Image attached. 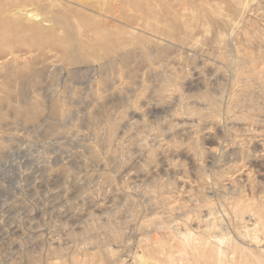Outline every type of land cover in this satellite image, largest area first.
Returning <instances> with one entry per match:
<instances>
[{
  "label": "rangeland",
  "instance_id": "1",
  "mask_svg": "<svg viewBox=\"0 0 264 264\" xmlns=\"http://www.w3.org/2000/svg\"><path fill=\"white\" fill-rule=\"evenodd\" d=\"M52 1L74 27L120 36L119 61L77 66L53 43L0 50L27 63L0 65V264H169L158 240L174 264H211L192 259L200 237L264 244V0L244 1L223 42L193 45L164 23L127 34L112 17L132 15L131 0L0 7ZM153 5L165 20L181 10Z\"/></svg>",
  "mask_w": 264,
  "mask_h": 264
},
{
  "label": "bare ground",
  "instance_id": "2",
  "mask_svg": "<svg viewBox=\"0 0 264 264\" xmlns=\"http://www.w3.org/2000/svg\"><path fill=\"white\" fill-rule=\"evenodd\" d=\"M244 1L245 0H179L181 10L173 13L169 20H165L164 16H167L166 13H161V11L158 13L159 11H155L153 0H131L127 5L131 6L133 14L130 16L123 15L122 13L114 14L112 19L117 22H122L123 19V22L130 27V29H126V33L129 35L135 33V25H151V27H153L158 26L159 23H164L167 24V26L165 29L161 28L159 30L160 34H164L181 43L193 45L196 41L193 39L196 34H209L210 32H212L214 40L221 43L225 40L224 36L226 35V29L231 25L239 9L244 5ZM223 3L225 4L224 8H222ZM53 5H55L53 1L51 3L46 2L42 5L41 12L33 13L31 11H23V15L17 14L16 12L9 15L10 11H8V13L7 8L0 7V50L11 49L14 43L21 44L30 42L40 49L45 43H50L51 46H53V44L58 46L64 61L77 66L87 64L96 67L98 63L102 64L103 60H107L108 58L112 63L119 59V46L122 41L120 36L109 33L105 27H99L97 30H92L85 26L74 27L67 19L63 18L66 17L68 14L67 12L57 11L52 13L50 9ZM103 10L110 12L108 8ZM223 10L226 12L224 13ZM194 13L195 18L193 17ZM50 15L52 18H49ZM193 23H195V26H193ZM177 25H179L178 28ZM89 33H91V36ZM258 38L260 39V37ZM9 55L12 58L14 68L27 67L26 60H24V58H18V55L13 52L6 53L3 57H0V65L7 61V56ZM46 72L47 71H45V73ZM243 232L244 236L247 235L246 231ZM180 234L182 236L184 234L186 238L189 236V233H185V231ZM207 236L198 239V244L196 246L198 255H195L192 259L194 258L196 260L202 258L205 262L208 260L211 261V264H224L225 258L230 256V258L233 259L232 261L237 264L247 263V261L249 262L247 264H264V244L257 245L259 239H257L256 236L247 239L239 238L237 235L239 239L236 241L230 239L231 242L226 241L227 237L224 233H216V235L212 236V240L208 238L210 236ZM228 236L231 237L230 235ZM163 242L160 243L159 240L156 242V244L159 245H157L158 250L161 249L163 260L169 264H174L176 260L173 259L174 256L170 251H166L165 246H161ZM239 248L241 253H250L249 256L244 254V260H236L233 256L235 250ZM247 256L250 257L251 260H248ZM180 259L182 258L180 257ZM187 261H189L188 258Z\"/></svg>",
  "mask_w": 264,
  "mask_h": 264
}]
</instances>
